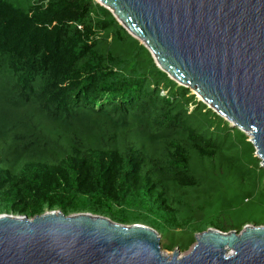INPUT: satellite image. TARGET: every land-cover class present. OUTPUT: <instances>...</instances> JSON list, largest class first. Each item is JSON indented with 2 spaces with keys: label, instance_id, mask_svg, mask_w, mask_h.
I'll return each mask as SVG.
<instances>
[{
  "label": "trees",
  "instance_id": "obj_1",
  "mask_svg": "<svg viewBox=\"0 0 264 264\" xmlns=\"http://www.w3.org/2000/svg\"><path fill=\"white\" fill-rule=\"evenodd\" d=\"M245 139L95 0H0V214L90 213L187 249L251 224Z\"/></svg>",
  "mask_w": 264,
  "mask_h": 264
},
{
  "label": "water",
  "instance_id": "obj_2",
  "mask_svg": "<svg viewBox=\"0 0 264 264\" xmlns=\"http://www.w3.org/2000/svg\"><path fill=\"white\" fill-rule=\"evenodd\" d=\"M156 67L247 133L264 168V0H95ZM0 264H264V225L198 234L183 255L159 234L90 213L0 214Z\"/></svg>",
  "mask_w": 264,
  "mask_h": 264
},
{
  "label": "rangeland",
  "instance_id": "obj_3",
  "mask_svg": "<svg viewBox=\"0 0 264 264\" xmlns=\"http://www.w3.org/2000/svg\"><path fill=\"white\" fill-rule=\"evenodd\" d=\"M175 83H177V82H175ZM177 84H179V83H177ZM187 89H189V94H193L197 101L206 105L217 116L221 117V115H219V113L212 106L207 105L206 102L201 100V98L194 92V90H192L190 88H187ZM193 107L190 106L189 111H191L193 109ZM231 127H233V126L231 125ZM244 135L246 138L245 141L250 142V138H249L248 134L244 133ZM253 155L255 156V150L253 151ZM257 160L259 161V159H257ZM257 160H255V161L252 160V158L248 155V161L250 162L251 168L255 172V174L251 178V181L254 184V190L249 195V198L245 202L241 201L239 203V205L237 206V209L241 213L236 218L240 219V220L243 218H247V221L250 222L251 224H246V226H256L253 224H258V225L264 224V168L260 167V165H259L260 163L257 162ZM243 185L245 186L246 183L244 182ZM244 226L242 227L240 232L243 231ZM164 243H166V242L160 241V246H161L162 252L166 256H170L173 253V251H179L180 255L186 254L192 248V246L194 245L195 242L187 249L175 248L172 250L163 249L162 245H164Z\"/></svg>",
  "mask_w": 264,
  "mask_h": 264
},
{
  "label": "clouds",
  "instance_id": "obj_4",
  "mask_svg": "<svg viewBox=\"0 0 264 264\" xmlns=\"http://www.w3.org/2000/svg\"><path fill=\"white\" fill-rule=\"evenodd\" d=\"M179 85V84H178ZM243 132V131H242ZM244 133V132H243ZM254 148V147H253Z\"/></svg>",
  "mask_w": 264,
  "mask_h": 264
}]
</instances>
